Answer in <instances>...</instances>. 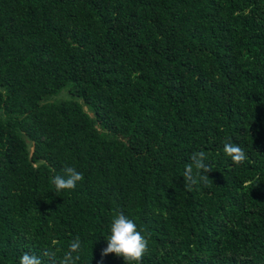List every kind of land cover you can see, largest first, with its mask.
<instances>
[{
  "label": "trees",
  "instance_id": "16d2710c",
  "mask_svg": "<svg viewBox=\"0 0 264 264\" xmlns=\"http://www.w3.org/2000/svg\"><path fill=\"white\" fill-rule=\"evenodd\" d=\"M119 212L140 264H264V0H0V264L77 237L76 264H125Z\"/></svg>",
  "mask_w": 264,
  "mask_h": 264
},
{
  "label": "clouds",
  "instance_id": "9594fccd",
  "mask_svg": "<svg viewBox=\"0 0 264 264\" xmlns=\"http://www.w3.org/2000/svg\"><path fill=\"white\" fill-rule=\"evenodd\" d=\"M224 152L229 156L234 164H242L247 159V153L239 144L227 142L224 144ZM190 163L186 165L184 178L189 186L198 182L207 183L209 174L212 173V166L203 151L193 152L190 156ZM193 168L196 169V175H193ZM84 179L83 173L74 167H66L63 175H56L52 178V183L56 191L75 189L78 182ZM111 235L107 238V247L103 249L101 255L107 256L114 253L122 257L125 264H131L135 261L140 264L143 256L148 251V239L138 230L137 224L127 215L119 212L114 217L111 227ZM81 240L75 238L69 245L62 258H57L56 252L52 249L45 250L42 255L47 260H42L41 256L35 253L25 252L19 259V264H76L80 259ZM76 255H73V254Z\"/></svg>",
  "mask_w": 264,
  "mask_h": 264
},
{
  "label": "rangeland",
  "instance_id": "374dc122",
  "mask_svg": "<svg viewBox=\"0 0 264 264\" xmlns=\"http://www.w3.org/2000/svg\"><path fill=\"white\" fill-rule=\"evenodd\" d=\"M67 94H68V93H67V91H66V93H65V92H63V93H61V94L59 95V97H66V96H67ZM54 96H55V95H54ZM54 96H53V97H54ZM85 108L87 109V107H86V106H85Z\"/></svg>",
  "mask_w": 264,
  "mask_h": 264
}]
</instances>
